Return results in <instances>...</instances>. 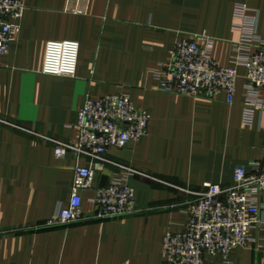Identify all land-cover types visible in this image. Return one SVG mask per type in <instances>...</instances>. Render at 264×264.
Listing matches in <instances>:
<instances>
[{"label":"crops","instance_id":"crops-1","mask_svg":"<svg viewBox=\"0 0 264 264\" xmlns=\"http://www.w3.org/2000/svg\"><path fill=\"white\" fill-rule=\"evenodd\" d=\"M24 2L19 35L0 55V264H164L165 235L189 221L184 210L193 196L181 188L231 186L238 166L251 171L250 163L262 161L264 110L244 125V67L233 104L224 95L161 91L156 73L176 42L192 34L215 39L214 57L231 65L241 38L233 27L235 5L246 4L257 15L264 38V0ZM59 40L80 44L74 77L42 72L47 43ZM109 94H128L149 111L151 122L148 135L111 148L107 157L157 180L130 178L138 209L133 215L45 228L69 204L75 165L91 161L73 153L58 158L54 144L42 137L75 139L86 96ZM118 171L106 164L95 187L108 185ZM83 194V212L93 215L94 192ZM256 234L258 247L235 249L229 263L208 257L206 264H264V230Z\"/></svg>","mask_w":264,"mask_h":264},{"label":"built area","instance_id":"built-area-1","mask_svg":"<svg viewBox=\"0 0 264 264\" xmlns=\"http://www.w3.org/2000/svg\"><path fill=\"white\" fill-rule=\"evenodd\" d=\"M26 8L24 0H0V55H7L16 41ZM257 24V15L252 14L246 4L235 5L233 27L240 32L241 38L229 66L222 65L214 57L215 39L205 33L179 39L170 51L169 61L156 73L158 89L193 97L224 95L226 101L233 104L239 68L244 67L243 123L251 126L256 111L264 110V38L258 33ZM79 51L78 41H49L42 72L53 76H76ZM150 122L149 111L136 107L128 94L87 95L77 113L75 139L61 141L42 137L54 144L58 158L73 153L77 159L87 157L91 161L88 166L75 165L68 206L49 218L43 227L137 213L130 178L139 175L157 179L130 165L112 161L107 153L113 147L124 148L148 135ZM20 128L36 134L33 130ZM106 164L116 166L119 171L108 185L95 187L97 173ZM250 165L251 171L244 165L235 169L231 186L207 183L203 190L196 192L181 188L193 196L186 202L184 210L189 221L183 229L165 235L161 252L164 264H206L208 257H222L229 263L235 249L259 246L256 233L264 230V158ZM86 190L94 192L92 202L98 210L93 215L83 212Z\"/></svg>","mask_w":264,"mask_h":264}]
</instances>
